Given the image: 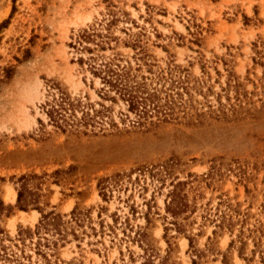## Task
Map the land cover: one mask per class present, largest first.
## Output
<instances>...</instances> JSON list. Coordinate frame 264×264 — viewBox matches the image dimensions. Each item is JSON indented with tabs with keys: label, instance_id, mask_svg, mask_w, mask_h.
I'll use <instances>...</instances> for the list:
<instances>
[{
	"label": "rangeland",
	"instance_id": "obj_1",
	"mask_svg": "<svg viewBox=\"0 0 264 264\" xmlns=\"http://www.w3.org/2000/svg\"><path fill=\"white\" fill-rule=\"evenodd\" d=\"M5 20L0 200L11 208L0 215V246L17 264H264V0H0ZM84 29L94 35L81 45ZM90 56L138 76L172 74L185 108L136 124L123 101L100 95ZM56 86L78 116L101 115L56 128L42 107ZM24 173L38 177L44 211L67 221L65 239L44 248L49 261L36 236L19 240L41 215L16 207ZM178 181L190 206L173 218ZM224 214L232 223L218 228ZM0 264L15 262L0 254Z\"/></svg>",
	"mask_w": 264,
	"mask_h": 264
},
{
	"label": "trees",
	"instance_id": "obj_2",
	"mask_svg": "<svg viewBox=\"0 0 264 264\" xmlns=\"http://www.w3.org/2000/svg\"><path fill=\"white\" fill-rule=\"evenodd\" d=\"M6 22L7 20L0 23V29L5 26ZM93 35V32L84 29L78 36V43L82 45L85 39H90ZM87 50L92 52V48H87ZM94 60L95 58L90 56L88 64L92 74L99 77L103 84L100 95L113 102L123 101L127 106V110L134 114L136 124H145L147 122L152 124L154 123L153 118L159 122H168L175 119L179 111H183L185 108L183 93L179 91L180 88L185 89V87L182 85V81L174 79L172 74L169 77L164 74H157L155 77L138 76L132 72L131 65H121L116 62V58L103 59L99 63ZM79 61L81 62L82 58ZM9 70L6 69L7 77L10 74ZM166 81L168 82L165 83ZM52 88H55L54 84H52ZM42 107L49 122L61 131L71 130L79 124H86L88 120H92L93 116L101 115L100 110L94 109V115H90L89 111L81 109V114L78 116L76 111L79 105L75 104L69 95L57 86L56 92L51 93V100H47ZM39 122L42 123L40 119ZM35 178H38L36 174L25 173L17 178L16 207L20 210L36 209L41 214L34 230L30 228L20 229L18 235L23 245H25L27 239L32 241V238L36 236L37 239L34 241L36 253L49 261L44 248H55L58 241L65 239V223L67 221H64L63 216L59 213H55L52 210L44 211L41 204H44L45 193L42 192L40 184H36V186L33 184V179ZM182 184L184 182H176L173 189L168 193L170 201L166 206V210L173 218L186 213L190 206L186 201V194L179 187ZM6 208H11V206L5 207L0 200V215L2 210ZM70 214L71 220L80 225L83 221L82 216L85 213L75 208ZM228 221L230 219H227L225 214L221 215L216 226L218 228H223L225 225L230 226L232 222ZM174 224H177V222L175 221ZM176 227L181 229L179 224ZM91 229L95 231L94 227H91ZM45 233L55 237V239L46 236ZM72 234L76 236L74 232ZM239 241L244 243L240 237ZM233 242V240L230 242V246ZM0 252L5 259L14 261L15 264L19 263L20 259L15 252L8 255L5 246H0ZM144 264H153V262L150 257H147Z\"/></svg>",
	"mask_w": 264,
	"mask_h": 264
}]
</instances>
